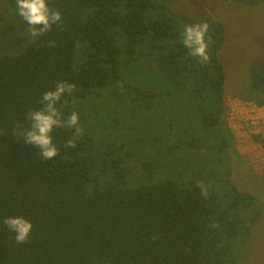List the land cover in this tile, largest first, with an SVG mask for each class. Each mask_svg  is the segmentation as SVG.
<instances>
[{
	"label": "trees",
	"instance_id": "obj_1",
	"mask_svg": "<svg viewBox=\"0 0 264 264\" xmlns=\"http://www.w3.org/2000/svg\"><path fill=\"white\" fill-rule=\"evenodd\" d=\"M173 1L49 0L62 24L17 55L0 54V264H237L262 207L230 177L239 153L223 117V26L173 10ZM201 21L210 25L207 64L182 42V26ZM60 80L74 90L58 108L64 119L78 112L81 131L55 129L58 154L46 161L18 138V127ZM249 88L264 105V69H250ZM146 110L141 137L113 130L114 113L144 122ZM192 116L198 131L182 128ZM253 140L264 148V136ZM139 145L153 154H138ZM196 152L191 170L164 166L168 154L187 164ZM13 215L33 224L25 243L4 224Z\"/></svg>",
	"mask_w": 264,
	"mask_h": 264
},
{
	"label": "rangeland",
	"instance_id": "obj_2",
	"mask_svg": "<svg viewBox=\"0 0 264 264\" xmlns=\"http://www.w3.org/2000/svg\"><path fill=\"white\" fill-rule=\"evenodd\" d=\"M171 4L173 10L184 15L198 19L209 17L223 26L224 39L218 51V58L224 73L223 117L227 124H231L230 129L234 137L232 145L237 151L239 149V157L232 156L230 162V177L239 190L254 194L258 199V204L262 207L260 218L250 227L249 235L240 247H237L239 251H237V264H264V150H261L253 140L256 128L249 121H241L239 126H242V129H238L239 126L236 127L232 121L227 119L232 108H242L241 105L251 107L255 104L254 99L260 96L249 88V75L251 68L264 69V0H257L255 3H249L248 0H215L210 7L207 6L206 0H175ZM13 12L7 0H0V54L17 55L30 44L27 42L28 35L24 29L26 25L9 22ZM147 68L155 69V64L148 63ZM169 110L168 105L166 108L168 114ZM151 114V110H146L143 114L145 117L143 122L136 115L128 118L125 115L116 116L114 113L113 116L117 118L115 124L118 127L113 130H116L122 137L129 138L130 136V139L134 135L140 136L139 132L143 123L150 120ZM106 115L107 113H103L105 119ZM185 119L181 120L182 128L185 124H192L196 127L194 131L201 129L197 125V119L201 121L198 117L196 119L192 116V119L186 122ZM88 125L91 126V123ZM165 131L168 143L170 130L165 129ZM195 135L202 136L204 133L199 131ZM142 147L143 145L137 146L138 154H153L154 149L141 150ZM223 151L227 155L230 149L228 147ZM255 153L258 155L256 156ZM174 155L176 154H168L166 158H163L166 169L175 167L180 170H191V163L199 159L196 152L192 155V161L187 164L186 161H182V164H179L180 159L176 160ZM202 158L208 161L209 167L215 170L216 165L207 153H204ZM127 161L124 160L120 165V167H125V172L128 171ZM216 167L218 168V165Z\"/></svg>",
	"mask_w": 264,
	"mask_h": 264
},
{
	"label": "clouds",
	"instance_id": "obj_3",
	"mask_svg": "<svg viewBox=\"0 0 264 264\" xmlns=\"http://www.w3.org/2000/svg\"><path fill=\"white\" fill-rule=\"evenodd\" d=\"M215 0H206L207 6H212ZM9 22L26 25L27 42L34 44L46 33L53 29V26L62 24V13L59 9L50 6L49 0H15V8ZM210 25L207 21L197 23H187L182 26L183 46L188 49L189 54L198 59L199 63L207 64L210 61L208 52L210 40L208 38ZM55 45L54 41H49V46ZM15 52V51H13ZM74 85L68 81L60 80L55 83L54 88L43 92L41 97V107L30 110L25 115L29 122L24 128L18 127L19 137L27 145L35 146L39 149L42 159L51 161L57 154L58 148L53 141V132L58 128L75 129L79 134L80 117L75 110L64 119L58 108V103L65 95H71ZM68 146H75L74 140H69ZM201 194L207 195V187L203 184L199 186ZM4 224L15 234L17 244L25 243L29 240L32 222L23 215H13L4 219ZM213 227L218 225L213 224Z\"/></svg>",
	"mask_w": 264,
	"mask_h": 264
},
{
	"label": "built area",
	"instance_id": "obj_4",
	"mask_svg": "<svg viewBox=\"0 0 264 264\" xmlns=\"http://www.w3.org/2000/svg\"><path fill=\"white\" fill-rule=\"evenodd\" d=\"M242 108H232L230 113H228L227 119L232 121L235 126L241 125V121H249V123L256 128L255 135H261L264 136V106L263 105H257L253 104V106L249 105H241ZM261 111V112H260ZM229 127H231V124H228ZM238 129H242V126H239ZM257 146L264 150L262 145L255 141ZM251 151V150H249ZM256 156L258 155L255 153ZM251 156V155H250Z\"/></svg>",
	"mask_w": 264,
	"mask_h": 264
},
{
	"label": "crops",
	"instance_id": "obj_5",
	"mask_svg": "<svg viewBox=\"0 0 264 264\" xmlns=\"http://www.w3.org/2000/svg\"><path fill=\"white\" fill-rule=\"evenodd\" d=\"M238 151H239V149H238Z\"/></svg>",
	"mask_w": 264,
	"mask_h": 264
}]
</instances>
